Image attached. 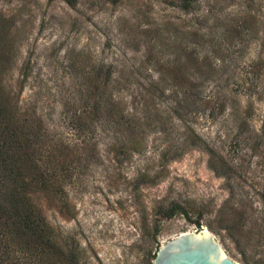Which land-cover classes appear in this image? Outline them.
Segmentation results:
<instances>
[{"label": "rangeland", "instance_id": "374dc122", "mask_svg": "<svg viewBox=\"0 0 264 264\" xmlns=\"http://www.w3.org/2000/svg\"><path fill=\"white\" fill-rule=\"evenodd\" d=\"M182 3L0 0V15L10 20L15 38L6 86L25 107L36 105L48 126L73 145L82 138L63 114L62 99L63 85L81 80L74 62L111 66L119 78L129 74V101L159 79L160 66L177 57L174 51L187 48L216 69L190 100L188 122L204 146L183 144L189 133L178 117L167 115L168 131L159 123L144 149L130 156L110 150L114 133L101 131L99 160L79 165L68 179L64 213L42 201L49 223L80 245L86 264H154L163 244L203 229L238 264L264 259V244L242 253L224 229V220L237 221L234 210L244 205L245 229H252L264 208V0H197L190 9ZM182 100L169 89L156 102L167 112ZM212 158L220 170L212 168ZM175 203L189 215L164 218L161 210ZM257 241L255 235L253 245Z\"/></svg>", "mask_w": 264, "mask_h": 264}, {"label": "trees", "instance_id": "16d2710c", "mask_svg": "<svg viewBox=\"0 0 264 264\" xmlns=\"http://www.w3.org/2000/svg\"><path fill=\"white\" fill-rule=\"evenodd\" d=\"M195 1L183 0L182 7L190 9ZM12 26L8 18L0 15V264H86L80 245L62 236L49 223L42 201L56 203L60 213H64L69 207L68 179L79 165L99 160L97 136L101 131L114 133L113 141L109 143L110 150L120 156H130L144 149L149 131L154 127L158 129L159 123L163 130L168 131L165 126L170 121L164 120L167 115L172 119L178 117L189 133V136L185 133L183 144L190 140L193 147L204 146L205 142L188 122L190 100L199 96L204 82L214 76L216 69L206 59L201 61L194 51L187 48L174 51L177 57L160 66L159 79L148 87L141 85L145 88H140V99L138 95L131 94L132 100L129 101L124 94L133 85L130 79L127 80L129 74L122 72L119 78L111 66L74 62L72 71L81 80L72 82L70 86L63 85L66 88L62 99L63 114L82 138L80 143L73 145L48 126L36 105L27 104L25 107L21 98L6 86L5 77L16 58ZM174 33L177 36L181 34L176 30ZM192 34L198 36L197 33ZM197 77L203 80L195 81ZM169 89L176 97L183 94V100L177 107L161 111L156 101ZM181 150L179 155L184 153V149ZM210 164L213 169L220 170L213 158ZM245 194L247 199L249 194ZM234 211L237 221L224 220L228 236L242 249V253L247 246L263 247L264 208L260 223L255 222L249 230L245 229L249 211L246 206L243 210ZM161 214L166 219L180 214L189 215L178 203L161 210ZM196 224L200 227V222ZM255 235L258 241L253 245ZM262 253L264 256V251ZM263 262L264 259L254 264ZM244 263L252 264L247 259Z\"/></svg>", "mask_w": 264, "mask_h": 264}, {"label": "water", "instance_id": "95a60500", "mask_svg": "<svg viewBox=\"0 0 264 264\" xmlns=\"http://www.w3.org/2000/svg\"><path fill=\"white\" fill-rule=\"evenodd\" d=\"M154 264H238L209 230L183 233L163 244Z\"/></svg>", "mask_w": 264, "mask_h": 264}]
</instances>
